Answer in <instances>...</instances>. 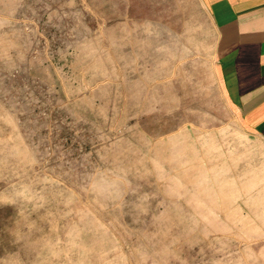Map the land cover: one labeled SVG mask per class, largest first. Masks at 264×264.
<instances>
[{
    "label": "rangeland",
    "instance_id": "rangeland-1",
    "mask_svg": "<svg viewBox=\"0 0 264 264\" xmlns=\"http://www.w3.org/2000/svg\"><path fill=\"white\" fill-rule=\"evenodd\" d=\"M203 0H0V264H264V139Z\"/></svg>",
    "mask_w": 264,
    "mask_h": 264
},
{
    "label": "crops",
    "instance_id": "crops-1",
    "mask_svg": "<svg viewBox=\"0 0 264 264\" xmlns=\"http://www.w3.org/2000/svg\"><path fill=\"white\" fill-rule=\"evenodd\" d=\"M203 1L222 90L244 128L264 139V0Z\"/></svg>",
    "mask_w": 264,
    "mask_h": 264
}]
</instances>
